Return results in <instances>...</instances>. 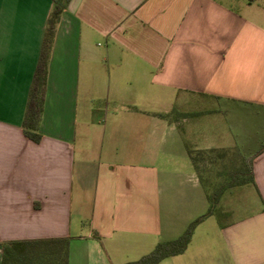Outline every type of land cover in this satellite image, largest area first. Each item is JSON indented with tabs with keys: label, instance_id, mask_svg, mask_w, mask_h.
<instances>
[{
	"label": "crops",
	"instance_id": "crops-1",
	"mask_svg": "<svg viewBox=\"0 0 264 264\" xmlns=\"http://www.w3.org/2000/svg\"><path fill=\"white\" fill-rule=\"evenodd\" d=\"M52 9L0 0V264H36L39 251L4 245L42 240H68L69 264L140 260L208 213L192 154L227 149L252 158L253 182L159 264H264V131L236 118L264 112V0H70L35 143L23 123ZM174 111L221 118L227 144L190 138ZM246 186L260 208L229 218Z\"/></svg>",
	"mask_w": 264,
	"mask_h": 264
},
{
	"label": "trees",
	"instance_id": "trees-1",
	"mask_svg": "<svg viewBox=\"0 0 264 264\" xmlns=\"http://www.w3.org/2000/svg\"><path fill=\"white\" fill-rule=\"evenodd\" d=\"M52 2H53V9L47 21L41 54L36 67L32 86L30 89L25 119L23 123L24 135L35 143L40 142V140L42 139V135L39 133V127L42 118L43 106L46 95L48 62L50 58V53L52 50L57 25L61 19L62 13L66 10L70 0H52ZM227 150H235V149H227ZM263 150L264 149L260 150V152H262ZM221 151H226V150H221ZM212 152H217V151H212ZM195 154L194 155L192 154V157L194 161L197 163ZM240 158L242 160V164L240 168L234 169L229 173L230 186L228 188L253 182L252 158L247 159L242 156H240ZM218 178L220 180L222 179L220 176ZM220 180H218L217 182L218 184L222 182ZM205 181L206 179L204 178V182ZM206 184L207 183H205V185ZM225 184L223 185L221 184L218 190L225 191L227 188H222L223 186H225ZM206 188L208 190V195L210 199V209L207 214L203 215L202 217L194 221L192 224H190L188 229L178 239L170 242L160 243L148 255H145L138 261L130 262L127 264H159L162 260L168 257H173L184 253L191 241L192 235L197 225L201 223L208 216L213 214H218L217 204L220 198H218V200L214 202V200L210 195V188L207 185ZM12 250L39 251L36 254V260H37L36 264H48V263L50 264L53 263L54 260L56 261V259L58 261V255L56 256L55 259L50 258V255H48L47 251H60V264H69L68 240L12 242L4 245V251H12Z\"/></svg>",
	"mask_w": 264,
	"mask_h": 264
},
{
	"label": "rangeland",
	"instance_id": "rangeland-1",
	"mask_svg": "<svg viewBox=\"0 0 264 264\" xmlns=\"http://www.w3.org/2000/svg\"><path fill=\"white\" fill-rule=\"evenodd\" d=\"M213 104V103H212ZM216 114V113H214ZM170 118L179 119L182 121L184 131H188L190 138L196 137L199 134L200 130L207 131V135L212 139V141H217L219 144H227L228 136L226 135V130L223 127H220L222 123L221 118L215 119L214 117L205 118L201 115H193L189 112L177 113L176 111L170 113L168 116ZM238 121L244 123H252L259 125L260 127H253V130H256L259 133L264 131V112L262 111H247L243 110L236 115ZM226 123V122H225ZM220 125V126H218ZM192 130V131H191ZM191 131V133L189 132ZM264 149V142L259 144L255 149V152ZM236 150V149H235ZM226 150L221 152H210L209 154L200 155V153L195 154L197 162H201L200 167L201 173L206 179L205 183L210 188V195L214 202L222 196L225 191H220L219 186L225 184L222 188H227L230 186L229 173L230 171L240 168L242 160L239 156V150ZM238 153V154H237ZM203 158V159H202ZM223 175V177H222ZM221 177L220 180L218 177ZM218 180L222 181L218 184ZM228 183V184H227ZM226 189V190H227ZM233 212L229 215V218H241L251 214L256 211L261 206L260 198L252 186H246L243 190L239 192H234L233 196ZM227 217L224 216V219ZM209 230L214 229L217 226L216 219L210 218L208 222Z\"/></svg>",
	"mask_w": 264,
	"mask_h": 264
}]
</instances>
